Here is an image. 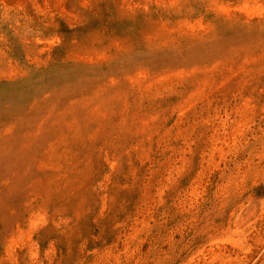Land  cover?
Returning a JSON list of instances; mask_svg holds the SVG:
<instances>
[{
    "label": "rangeland",
    "instance_id": "374dc122",
    "mask_svg": "<svg viewBox=\"0 0 264 264\" xmlns=\"http://www.w3.org/2000/svg\"><path fill=\"white\" fill-rule=\"evenodd\" d=\"M0 264H264V0H0Z\"/></svg>",
    "mask_w": 264,
    "mask_h": 264
}]
</instances>
